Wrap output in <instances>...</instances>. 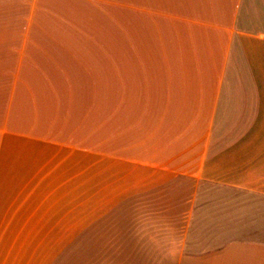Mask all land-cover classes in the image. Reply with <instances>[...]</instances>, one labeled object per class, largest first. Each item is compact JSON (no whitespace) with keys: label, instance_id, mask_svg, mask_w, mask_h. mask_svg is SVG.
I'll list each match as a JSON object with an SVG mask.
<instances>
[{"label":"crops","instance_id":"crops-1","mask_svg":"<svg viewBox=\"0 0 264 264\" xmlns=\"http://www.w3.org/2000/svg\"><path fill=\"white\" fill-rule=\"evenodd\" d=\"M46 1L0 29V264H264V0ZM94 1L122 44L60 38Z\"/></svg>","mask_w":264,"mask_h":264},{"label":"rangeland","instance_id":"rangeland-1","mask_svg":"<svg viewBox=\"0 0 264 264\" xmlns=\"http://www.w3.org/2000/svg\"><path fill=\"white\" fill-rule=\"evenodd\" d=\"M46 0H0V29H33L37 30L41 27L42 24H45L48 27H51L50 17L51 14L49 9L45 7V5L50 7V4ZM72 3L67 4L69 10L76 9L75 2L71 0ZM136 2V0H132ZM82 4V2H80ZM103 2L94 1V6L91 4H87L83 2L82 8H85V12L83 13L84 17L79 18L80 24L75 19L72 20L76 23V29L83 31L85 35H79L73 32H69L67 28L60 27L59 33L64 32V36H60L63 40L64 37H67L68 43L74 44L76 46L90 48L91 44L93 46H102L106 47V49H111L115 42H119V44L123 43V31H124V19L122 14L119 11L123 9L117 8H109V10L99 11V7L103 6ZM62 4L58 3L57 6L61 8ZM108 6V5H107ZM34 7V8H33ZM74 7V9H73ZM51 8V7H50ZM91 9H94V18L91 16ZM98 9V11H97ZM79 10V9H77ZM75 11V10H74ZM34 14V16H33ZM30 15L32 16L31 18ZM59 23V22H58ZM93 23L94 25L90 26ZM92 35H90V33ZM62 45H66L65 43H61ZM123 51V50H122ZM78 53V54H77ZM76 58L79 59L78 65L81 70L84 68L94 69V73H97L98 68H106L109 69L108 64L112 62L109 61V53L106 51H90L86 50L81 52H77ZM111 58L116 62H120L122 60L124 62L125 52L122 53H110ZM110 58V59H111ZM121 62V63H123ZM106 64V65H105ZM103 65L102 67H100ZM107 77L100 76V90L104 91L107 88ZM122 91V90H121ZM103 115L101 116V125L103 127L102 122L107 120L106 110L102 111ZM106 142H103L104 144ZM69 259L68 264L74 262V253H75V245H69Z\"/></svg>","mask_w":264,"mask_h":264}]
</instances>
